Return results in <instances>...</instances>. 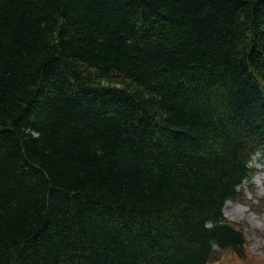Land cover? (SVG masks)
I'll return each instance as SVG.
<instances>
[{
	"label": "trees",
	"instance_id": "trees-1",
	"mask_svg": "<svg viewBox=\"0 0 264 264\" xmlns=\"http://www.w3.org/2000/svg\"><path fill=\"white\" fill-rule=\"evenodd\" d=\"M264 157V0H0V264L243 257Z\"/></svg>",
	"mask_w": 264,
	"mask_h": 264
},
{
	"label": "rangeland",
	"instance_id": "rangeland-1",
	"mask_svg": "<svg viewBox=\"0 0 264 264\" xmlns=\"http://www.w3.org/2000/svg\"><path fill=\"white\" fill-rule=\"evenodd\" d=\"M255 177L243 189L242 197L224 208L225 218L242 226L245 255L220 252L209 264H264V157L254 164Z\"/></svg>",
	"mask_w": 264,
	"mask_h": 264
}]
</instances>
